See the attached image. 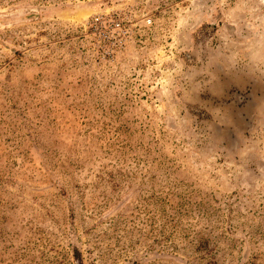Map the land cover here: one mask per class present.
<instances>
[{
    "label": "rangeland",
    "instance_id": "obj_1",
    "mask_svg": "<svg viewBox=\"0 0 264 264\" xmlns=\"http://www.w3.org/2000/svg\"><path fill=\"white\" fill-rule=\"evenodd\" d=\"M0 264H264V0H0Z\"/></svg>",
    "mask_w": 264,
    "mask_h": 264
},
{
    "label": "built area",
    "instance_id": "obj_2",
    "mask_svg": "<svg viewBox=\"0 0 264 264\" xmlns=\"http://www.w3.org/2000/svg\"><path fill=\"white\" fill-rule=\"evenodd\" d=\"M151 20H147V23L149 24ZM108 28L117 34V36H124L127 35L128 31L125 29V27L121 24L119 21H111L108 25Z\"/></svg>",
    "mask_w": 264,
    "mask_h": 264
}]
</instances>
